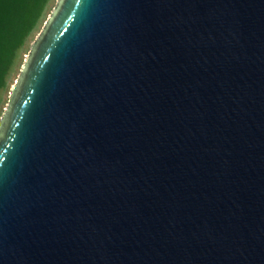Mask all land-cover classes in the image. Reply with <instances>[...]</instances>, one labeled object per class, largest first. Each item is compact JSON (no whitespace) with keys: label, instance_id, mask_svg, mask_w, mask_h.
Wrapping results in <instances>:
<instances>
[{"label":"water","instance_id":"95a60500","mask_svg":"<svg viewBox=\"0 0 264 264\" xmlns=\"http://www.w3.org/2000/svg\"><path fill=\"white\" fill-rule=\"evenodd\" d=\"M0 264H264V0H59L0 121Z\"/></svg>","mask_w":264,"mask_h":264},{"label":"trees","instance_id":"16d2710c","mask_svg":"<svg viewBox=\"0 0 264 264\" xmlns=\"http://www.w3.org/2000/svg\"><path fill=\"white\" fill-rule=\"evenodd\" d=\"M51 0H0V93L18 52L44 19Z\"/></svg>","mask_w":264,"mask_h":264},{"label":"rangeland","instance_id":"374dc122","mask_svg":"<svg viewBox=\"0 0 264 264\" xmlns=\"http://www.w3.org/2000/svg\"><path fill=\"white\" fill-rule=\"evenodd\" d=\"M59 0H51L49 8L47 9L46 15L40 25L36 28V30L31 34V36L26 41L25 45L20 49L18 52L16 61L14 63L12 72L10 74V77L8 79V86L0 93V121L3 117V114L8 106V103L10 101L12 90L15 86V84L18 81V78L20 76V73L23 69V66L26 62V59L29 55V52L39 37L41 31L43 30L46 22L48 21L49 17L51 16L57 2Z\"/></svg>","mask_w":264,"mask_h":264}]
</instances>
